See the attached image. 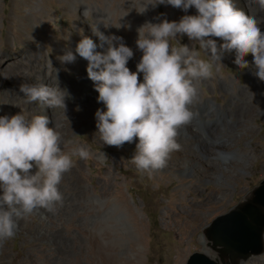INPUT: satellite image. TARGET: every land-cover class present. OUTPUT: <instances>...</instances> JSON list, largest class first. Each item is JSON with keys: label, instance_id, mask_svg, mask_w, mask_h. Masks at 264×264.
Wrapping results in <instances>:
<instances>
[{"label": "rangeland", "instance_id": "obj_1", "mask_svg": "<svg viewBox=\"0 0 264 264\" xmlns=\"http://www.w3.org/2000/svg\"><path fill=\"white\" fill-rule=\"evenodd\" d=\"M129 2L0 0V116L46 115L48 127L56 126L61 134L66 153L75 147L90 153L87 159L72 157L73 167L59 185L61 202L51 209H34L18 222L12 239L0 242V264H184L191 253L203 248L217 261L205 238L211 222L246 203L252 189L264 181V82L252 74L251 54L245 56L250 67L243 70L234 63L235 53L226 54L222 65L216 62L211 78L195 82L198 95L192 102L195 110L213 102L222 121L232 127L231 141L237 140L233 150L245 160L240 168L229 166L234 157L229 161L215 157L206 143L179 130L180 150L171 153L166 167L152 174L137 171L131 161L138 140L121 148L100 142L95 113L106 109L97 99H83L89 97L83 89L86 78L77 70L85 60L77 55L75 62L62 64L58 57L66 50L75 54L82 36L102 49L92 31L99 24V31L122 37L126 46L134 47L133 53L138 51L133 57L141 59L135 44L137 28L145 22H178L184 15L197 14L195 8L184 12L161 4L139 15ZM232 3L246 15L264 18L253 0ZM87 7L92 15L85 18ZM260 30L264 33V22ZM178 40L193 47L186 35ZM172 44L179 47L175 40ZM200 58L207 59L203 53ZM24 83L58 86L67 93L66 112L26 104L19 91ZM246 99L257 108L247 120ZM194 118L190 120L209 142L208 133L202 131L218 124ZM71 123L76 124L69 127ZM242 264H264V251Z\"/></svg>", "mask_w": 264, "mask_h": 264}, {"label": "clouds", "instance_id": "obj_2", "mask_svg": "<svg viewBox=\"0 0 264 264\" xmlns=\"http://www.w3.org/2000/svg\"><path fill=\"white\" fill-rule=\"evenodd\" d=\"M253 2L264 11V0ZM129 4L139 15L161 4L184 12L195 8L197 14L184 15L178 22H145L137 28L135 44L142 56L135 72L127 67L132 49L122 37L104 35L99 24L92 31L101 48L107 45L103 53L95 51L97 44L91 38L82 36L75 54L66 50L58 59L62 64L73 63L78 55L88 61V78L96 82L97 102L106 109L95 113L96 136L117 148L138 140L131 161L137 171L152 174L166 167L171 153L180 150L176 137L192 117L189 105L198 95L195 82L211 78L216 62L222 65L226 54L235 53L234 63L243 70L250 67L245 56L251 54L252 74L264 82V33L255 15L237 10L232 0H130ZM89 15L92 10L87 7L83 16ZM185 35L194 42L192 48L179 43L178 38ZM173 40L179 47L173 46ZM201 53L207 59H201ZM19 91L26 104L66 112L67 93L58 86L24 83ZM49 122L43 114L0 116V242L12 239L18 222L34 209H51L61 202L59 185L73 167L72 157L90 155L84 147L66 153L61 134L56 126L49 128Z\"/></svg>", "mask_w": 264, "mask_h": 264}, {"label": "water", "instance_id": "obj_3", "mask_svg": "<svg viewBox=\"0 0 264 264\" xmlns=\"http://www.w3.org/2000/svg\"><path fill=\"white\" fill-rule=\"evenodd\" d=\"M207 246L218 260L207 253H191L184 264H242L264 251V181L250 192L246 203L215 218L205 233Z\"/></svg>", "mask_w": 264, "mask_h": 264}, {"label": "bare ground", "instance_id": "obj_4", "mask_svg": "<svg viewBox=\"0 0 264 264\" xmlns=\"http://www.w3.org/2000/svg\"><path fill=\"white\" fill-rule=\"evenodd\" d=\"M257 20L260 21V23L258 24V27L261 28L264 22V18L263 19L258 18ZM93 41L96 43L95 40ZM106 48H107V45H105L102 49H100L99 44H97V49L95 51L98 53H103L106 50ZM130 48H134V47L131 46ZM137 54H138V51H135L134 56H136ZM139 60H140L139 55L137 58L132 57V59L129 60L127 67L131 71L135 72L136 65L139 62ZM87 67H88V61L85 60L83 65L78 66L77 73L83 74L84 77L86 78V83L83 89L86 94H89V97L84 96L83 99L88 102H94V100L98 98L99 94L95 90L97 87L96 82H93L92 80L88 78ZM140 80L142 82V74L140 75ZM256 90L258 92V89ZM80 102H81L80 100H77L76 106H80ZM246 103H247V109L244 110V114L246 115V120H247L257 108L255 104L249 102V99H246ZM189 111L195 117L194 118L195 121L201 122L202 120H204L205 122H208V121L214 120L213 123L218 124V125L212 126L211 129L204 127L205 130H203L202 133L203 134L208 133V136L210 138L209 142H207L204 137L200 136V132L196 129L193 121L191 120L186 125H183L178 129L181 133H183L185 136L192 135V137H194L195 139H198L199 142L201 141L202 143H204V146L206 143V145L212 149L215 157H221L225 159L226 161H229L231 160V157H234L235 160L229 164L230 167L240 168L241 166L245 164V160L243 159L242 154H239V152L237 153L236 151L233 150L237 146V140L231 141L233 137L232 127H230L227 124V122L222 121L221 116L219 115V110L217 109V107L215 106L213 102L206 103L205 107L203 105H199L196 110L194 109L193 105L190 104ZM84 113L89 114V111H84ZM82 114L83 113L78 112L76 115H82ZM228 120H230V118ZM75 124L76 123H73V124L71 123L69 127ZM212 168L214 170L218 169L215 165L212 166ZM111 249L115 251L116 248L113 247ZM202 252L207 253V249L203 248Z\"/></svg>", "mask_w": 264, "mask_h": 264}]
</instances>
